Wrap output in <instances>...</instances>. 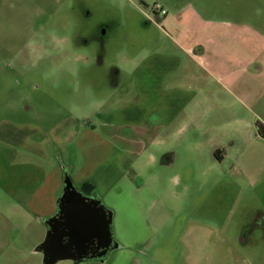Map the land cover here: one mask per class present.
<instances>
[{
    "label": "rangeland",
    "instance_id": "374dc122",
    "mask_svg": "<svg viewBox=\"0 0 264 264\" xmlns=\"http://www.w3.org/2000/svg\"><path fill=\"white\" fill-rule=\"evenodd\" d=\"M181 9L219 24L211 32L217 45L207 48H217L208 73L186 62L199 98L170 128L146 134L154 163L145 164L142 142L129 129L122 131L127 143L114 141L129 151L123 172L130 185H121L122 195L98 198L112 215L115 247L103 263L79 264H264V70L257 77L242 71L249 55L264 66V0H0V129L44 132L74 120L77 167L88 169L91 127L104 136L116 131L102 129L93 115L120 107L130 73L171 47L175 35L161 29L160 11L185 17ZM227 24L240 37L232 44ZM53 148L46 142L49 158H39L0 137V183L25 173L53 182V167L66 161ZM168 152L174 160L162 164ZM8 187L0 186V209ZM58 198L44 191L33 204L50 211ZM49 218L1 216L0 264H43L34 250Z\"/></svg>",
    "mask_w": 264,
    "mask_h": 264
},
{
    "label": "crops",
    "instance_id": "0c3cea01",
    "mask_svg": "<svg viewBox=\"0 0 264 264\" xmlns=\"http://www.w3.org/2000/svg\"><path fill=\"white\" fill-rule=\"evenodd\" d=\"M179 13H183L185 17L171 16V18H168L167 14H165L164 16L166 17L159 22L164 24V27L161 28L164 33L170 31L175 35V39H169L172 44L171 47L162 48L144 57L130 73V79H128L127 84L120 87V92L122 93L120 98H118L121 99L120 107L97 112L93 115L100 123L102 129L116 128V131L112 133L106 132V136H104L102 133L96 132L94 126L91 127L89 140L94 149L90 148L93 158L90 161L88 157L85 164L88 169L77 167L76 156L78 149L76 144L79 133L74 120L70 119L71 121L64 122L56 129L44 132L33 125L15 127L10 125V129L7 131H1L0 129V137L8 138L15 147L31 155L48 159L49 155L44 153L43 146L46 142H49L54 147L52 154L58 156L63 154L66 160L62 164H57L53 167L56 171V179L53 182L50 181L48 183L45 177L35 181L34 178L28 176V173H25V176L19 180H9L0 183V186H9V202H7L4 209H0V218L1 216L5 218L12 216L14 218H30L32 215L37 219L52 218L57 212V204L56 208L53 206L49 211L48 206L46 208L34 206L33 199L44 191L47 192L49 198L60 197L63 192L61 190V180L65 171H67V177L73 187L78 191L83 184H91L97 192L96 199L105 209L101 202L105 194L122 195L121 185H130V178L123 172L127 166L126 155L129 151L120 149L113 144L114 141L119 143L128 142V136L122 132L126 129L136 134L135 143L141 144L142 142L141 155H144L146 159L145 164H152L156 161L154 153L145 150L143 140L148 139L146 134L156 133L163 127L164 129L170 128L181 119L185 109L199 98V92L197 93L191 85L192 80H195V76L186 71V62L189 61L199 71L208 73V68H210L209 56L217 50V48H212L217 45V38L211 32L219 24L198 19L194 12L189 16L188 13L181 9ZM226 27H228V32H230L228 42L232 44L239 40V35L233 33L234 26L227 24ZM158 45L157 48L159 49ZM209 46H212L210 50L207 49ZM228 51H231L230 48L226 52L228 53ZM219 52L221 53V51ZM249 58L245 67H242V71L245 74L250 73V77H257L260 73L256 68V61L250 55ZM181 129L183 130L184 126ZM36 136H41V141H36ZM173 160V155L168 152L162 156L161 163L170 164ZM21 166L22 168L27 167L24 164ZM8 167L10 170H14L18 165L15 164ZM81 172L85 173V176H77V173ZM134 178L137 177L135 176ZM5 182L8 183L6 184ZM106 186L109 187L104 189ZM18 189L22 193L21 200L15 197ZM99 195L102 196H100V200L98 198ZM42 224L46 227V222ZM34 252L36 251L34 250Z\"/></svg>",
    "mask_w": 264,
    "mask_h": 264
},
{
    "label": "water",
    "instance_id": "95a60500",
    "mask_svg": "<svg viewBox=\"0 0 264 264\" xmlns=\"http://www.w3.org/2000/svg\"><path fill=\"white\" fill-rule=\"evenodd\" d=\"M58 201L64 204L59 217L48 219L49 229L35 249L42 254L43 264H56L63 260L79 264L78 249L84 248L91 240L101 239L104 241L103 248L111 244V213L99 201H88L77 192L68 177L64 180L62 196ZM58 219L63 222L59 223ZM52 222L55 225H51Z\"/></svg>",
    "mask_w": 264,
    "mask_h": 264
},
{
    "label": "flooded vegetation",
    "instance_id": "af4514ba",
    "mask_svg": "<svg viewBox=\"0 0 264 264\" xmlns=\"http://www.w3.org/2000/svg\"><path fill=\"white\" fill-rule=\"evenodd\" d=\"M261 63H263V62L262 61L261 62H257V61L255 62L256 68L259 71V73L263 72V70H264V66L260 65ZM75 190L77 192H79L83 197L87 198L88 201H90V200L98 201L96 199V197L87 196V195L82 194L77 189H75ZM61 196H62V194H61ZM61 196L59 197V199L61 198ZM58 203H59V205L57 206V212L55 213V215L52 218H56V217L58 218L59 217V211L64 205L63 201H58ZM58 222L61 223V222H63V220L58 219ZM51 225H55V223L52 222ZM46 228L48 231L49 227H48L47 223H46ZM65 244H66V241H65ZM103 246H104V241H102L101 239L100 240L94 239V240H91L90 242H88L84 248H80V250L78 249V254L80 257L79 263L86 262V261H94L96 263H103L106 260V257L108 256V254L114 249L115 245L113 244V242H111V244L107 248H103Z\"/></svg>",
    "mask_w": 264,
    "mask_h": 264
},
{
    "label": "trees",
    "instance_id": "16d2710c",
    "mask_svg": "<svg viewBox=\"0 0 264 264\" xmlns=\"http://www.w3.org/2000/svg\"><path fill=\"white\" fill-rule=\"evenodd\" d=\"M64 175L66 177V174H64ZM79 191L82 194H84V195L95 197V195H93V193H94V187L91 184H83L81 186V188L79 189ZM58 205H59V203L57 202V206Z\"/></svg>",
    "mask_w": 264,
    "mask_h": 264
},
{
    "label": "built area",
    "instance_id": "2783aa9c",
    "mask_svg": "<svg viewBox=\"0 0 264 264\" xmlns=\"http://www.w3.org/2000/svg\"><path fill=\"white\" fill-rule=\"evenodd\" d=\"M156 10V9H155ZM161 15H165V12L163 10L160 11Z\"/></svg>",
    "mask_w": 264,
    "mask_h": 264
}]
</instances>
